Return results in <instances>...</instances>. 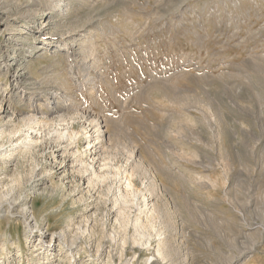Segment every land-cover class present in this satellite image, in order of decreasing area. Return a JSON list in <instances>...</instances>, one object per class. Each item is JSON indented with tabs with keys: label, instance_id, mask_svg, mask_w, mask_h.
<instances>
[{
	"label": "rangeland",
	"instance_id": "374dc122",
	"mask_svg": "<svg viewBox=\"0 0 264 264\" xmlns=\"http://www.w3.org/2000/svg\"><path fill=\"white\" fill-rule=\"evenodd\" d=\"M0 101V126L41 121L25 151L1 141L3 264H264V0H0ZM99 127L88 194L68 164ZM129 177L173 228L151 247L108 238ZM68 220L75 258L44 249Z\"/></svg>",
	"mask_w": 264,
	"mask_h": 264
},
{
	"label": "bare ground",
	"instance_id": "6f19581e",
	"mask_svg": "<svg viewBox=\"0 0 264 264\" xmlns=\"http://www.w3.org/2000/svg\"><path fill=\"white\" fill-rule=\"evenodd\" d=\"M12 1V0H11ZM17 1V0H16ZM11 9V8H10ZM69 32V31H68ZM79 44V43H78ZM4 99V98H3ZM53 100V99H52ZM0 113H5V114H9L8 112V106H3L2 101H0ZM53 107V106H52ZM12 109V108H11ZM36 109V108H35ZM11 111V110H9ZM31 111V110H30ZM33 112V111H32ZM25 113V112H24ZM38 113V112H37ZM21 114V113H20ZM32 114V113H31ZM44 117V116H43ZM3 122V120H1ZM94 120H92L93 122ZM96 122V121H95ZM94 122V123H95ZM99 122V121H98ZM45 123V122H44ZM41 125V121L37 118V115L35 113V115H29V116H23L21 119H19V121L17 122L15 119H12L10 122H4L2 124V126H0V155H1V159H5L6 157H12L14 154L13 152L6 153V151H3V146L5 143H2L1 141L5 138H7L9 141L8 143L10 145H14V147H12V150H20V151H25L27 148H29L30 145H32L31 143H34L33 141H36V135H34L36 132H38V129ZM12 126L13 128L11 130H8V127ZM46 127V126H45ZM44 129V128H43ZM84 130V129H83ZM40 132V131H39ZM88 132V131H87ZM103 130H101V128L99 127L98 129H95L94 132L90 133V134H86V138H87V143L85 145H87L86 148H84V150H78L77 155H74V158H72L73 160L68 164V169L71 170V172H75L76 174H78L80 176V180L87 182V186H86V192L89 194L93 187L96 186V182L100 181L101 179H105L107 174H102L100 173L101 168L103 166H101L100 161V154H99V148L100 145L98 146V143H100V141L96 142L95 137L93 138L92 135H95L94 133H97L98 135L101 134L103 135ZM61 133V132H60ZM79 134V133H78ZM59 135V134H58ZM100 135V136H101ZM19 136L20 141L22 142H18L16 144H12L13 143V139ZM23 136V139H22ZM62 136V135H61ZM72 137V136H71ZM97 137V136H96ZM102 137V136H101ZM73 138V137H72ZM71 138V139H72ZM98 139V137H97ZM103 142V141H102ZM7 143V142H6ZM102 146V145H101ZM105 146V145H104ZM5 149V148H4ZM25 149V150H24ZM74 153V152H73ZM130 154V153H129ZM134 154V151H133ZM53 156L56 158L57 154L56 152L53 153ZM130 156H132V154H130ZM131 158V157H130ZM133 159V158H132ZM102 161V160H101ZM107 163V162H106ZM65 166V165H64ZM101 166V167H100ZM100 167V168H99ZM107 167V166H106ZM67 168V167H66ZM104 168V167H103ZM108 168V167H107ZM115 169V168H114ZM118 173V171H116ZM120 172V171H119ZM116 173V175H117ZM73 174V173H72ZM119 174V173H118ZM74 175V174H73ZM77 175V176H78ZM125 175V174H124ZM123 175V176H124ZM130 175V174H129ZM78 176V177H79ZM119 177V175H117ZM116 176V177H117ZM134 177V176H133ZM117 179V178H116ZM153 180V178H152ZM124 181V180H123ZM154 181V180H153ZM152 181V182H153ZM101 182V181H100ZM151 183V182H150ZM146 184V185H150ZM157 181L155 182V186H156ZM154 183H151V185H153ZM118 185V184H117ZM150 185V187L152 188V186ZM148 187V189L150 188ZM157 187V186H156ZM123 188V187H122ZM159 188V187H157ZM125 189L126 192H123V190H121L120 188L118 189V194L114 197V201H113V208L116 210V221L118 222L119 226L123 229L124 232L115 230V228L112 230V232L108 235V238H110L111 241L117 242L119 240V235L121 236V234H123L122 242H126L127 241V234H128V229L131 227L134 229V233L133 235H131V240H133L134 243H140V244H144V243H148V245L151 247L152 246V231L155 229V227L157 226L156 223L159 221V223H161V219L160 216L162 215L163 211H161V209L157 206L156 202H151L149 201V198H146L144 195V192L138 188L135 187V185L132 182V179L129 177V179L126 181V185H125ZM101 190V189H100ZM99 190V191H100ZM150 190V189H149ZM148 191V190H147ZM141 192V193H140ZM143 192V194H142ZM154 192H156V189H154ZM159 193V192H158ZM142 194V195H140ZM151 194V193H150ZM101 195V194H99ZM140 196H142V201L144 202L145 207L143 208V211L145 212L144 215H146V219H142L141 218V214L138 216L137 214L132 217L131 215V209L133 206H138L139 207V203L138 200L139 198H141ZM92 197V196H90ZM88 197V198H90ZM4 199V198H3ZM148 201L150 202V206L148 207ZM89 202V201H88ZM1 204V203H0ZM89 205H91L89 203ZM88 205V206H89ZM2 206V204H1ZM135 206V207H136ZM12 207V206H11ZM22 207V206H21ZM106 207V206H105ZM23 210V216H24V220L27 222V224L30 227V229L32 230V228H44L41 227L44 225V221L43 218L39 219L36 217L35 213L32 211V213L30 214L28 211V208L25 207ZM139 210L142 211V208H140ZM167 211V210H166ZM8 213V212H7ZM164 214V213H163ZM143 216V215H142ZM89 219V218H88ZM167 219V218H166ZM34 220V221H33ZM89 221V220H88ZM163 222V221H162ZM86 223V222H85ZM84 223V224H85ZM116 223V222H115ZM73 224V220H68L66 222V225L64 227H62L59 231H53L49 236H48V240L46 239V242L48 241L49 243L44 246V249L49 251L51 249H53V245L57 242L58 245H60V250L64 251L65 253L67 252L69 255H71V258H75V255L77 253V240L79 239V236L81 232H74L76 233L75 235L72 236V233L70 234V230L72 229V225ZM164 224V225H163ZM163 226H166L168 229H173L171 227L170 224H168V222H163ZM50 225V224H49ZM48 225V227H49ZM79 225V224H78ZM76 225V226H78ZM75 226V227H76ZM78 229V227H76ZM80 228V227H79ZM82 228V227H81ZM84 231L86 232V234H92L94 232V228L90 225H88L87 222V226L84 227ZM120 229V228H119ZM170 229V230H171ZM83 230V229H82ZM81 230V231H82ZM156 230V229H155ZM74 231V230H73ZM77 231V230H75ZM167 231V229H166ZM169 231V230H168ZM91 232V233H90ZM104 233V232H103ZM85 234V235H86ZM87 234V235H88ZM159 234V233H158ZM157 234V235H158ZM172 234V233H171ZM261 234V233H260ZM84 235V236H85ZM105 236V234H102ZM83 236V232L82 235ZM101 236V235H100ZM103 236V237H104ZM165 236V235H164ZM157 237V236H156ZM168 237V236H167ZM165 239V237L161 236V239H159V242L156 243L157 244V252L161 255L164 252V247H171V241L169 239ZM82 238V237H81ZM86 238V237H85ZM160 238V237H159ZM164 238V239H162ZM263 238V237H262ZM83 240V239H82ZM98 240V239H97ZM105 240V239H104ZM158 241V239H157ZM83 242V241H82ZM121 242V241H120ZM85 243V242H84ZM88 243V242H87ZM91 243V242H90ZM111 244V243H110ZM139 244V245H140ZM87 245V244H85ZM89 245V243H88ZM123 245V244H122ZM136 245V244H135ZM138 245V246H139ZM258 245V244H257ZM5 246V243H4ZM38 244L34 245V250H39L42 249V247H38ZM84 246V245H82ZM102 246L100 243H98V248ZM173 246V244H172ZM148 247V246H147ZM118 248V247H117ZM80 249V248H79ZM113 249V248H112ZM100 251V250H99ZM110 251V250H109ZM91 252V251H90ZM112 252V251H111ZM116 252V251H115ZM5 255V252H1L0 253V264H3V259H2V255ZM36 254V253H35ZM158 254V255H159ZM78 255V254H77ZM123 255V254H122ZM167 255V254H166ZM162 257V256H161ZM168 257V256H167ZM71 258H69L71 260ZM123 258V257H122ZM163 258V257H162ZM78 259V258H77ZM72 261V260H71ZM150 261V258H149ZM148 261V262H149ZM71 263V262H70ZM57 264V263H56ZM59 264V263H58Z\"/></svg>",
	"mask_w": 264,
	"mask_h": 264
}]
</instances>
